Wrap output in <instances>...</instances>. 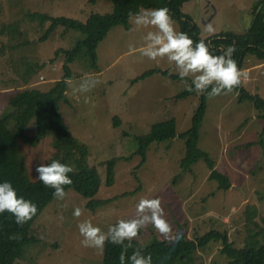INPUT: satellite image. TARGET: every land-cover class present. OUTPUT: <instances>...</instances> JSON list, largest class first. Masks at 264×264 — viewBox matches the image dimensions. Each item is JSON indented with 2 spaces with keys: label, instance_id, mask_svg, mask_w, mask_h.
Returning <instances> with one entry per match:
<instances>
[{
  "label": "rangeland",
  "instance_id": "obj_1",
  "mask_svg": "<svg viewBox=\"0 0 264 264\" xmlns=\"http://www.w3.org/2000/svg\"><path fill=\"white\" fill-rule=\"evenodd\" d=\"M256 5L264 8V0H192L183 11L201 36L209 37L204 31L209 24L215 34H243ZM153 8L159 7L146 9ZM113 10L111 0H0V119L10 117L8 127L17 136V159L26 176L39 179L36 167L52 160L74 171L98 167L103 186L97 199L111 200L92 210L79 193L65 189L63 200L53 198L35 217L28 230L30 242L13 264H105V246L102 251L82 246L77 225L89 219L107 232L119 219L131 218L141 198H161L171 226L166 237L148 224L136 238L143 243L194 239L218 229L226 231L237 247L263 244L264 116L252 103H240L234 91L207 100L198 147L228 177L229 189H220L219 181L210 180L211 170L204 160L182 168L186 150L181 138L152 144L145 161L134 154L139 148L136 137L149 133L155 123L176 119L178 135L187 131L200 104L199 94L177 99L187 90L185 80L191 84V77L181 79L166 57L150 60L141 55L143 37L155 29L137 30L130 20L128 29L114 27L98 44V70L89 69L85 54L70 65L72 84L85 73L100 83L88 93L73 95L67 81L65 91L59 92L63 55L54 57V51L70 48L83 34L58 28L40 41L49 23L40 26L26 14L85 22L91 14ZM257 15L264 20V9ZM174 21L180 31L179 22ZM130 44L134 53L129 52ZM154 68L170 70L176 77L155 72L139 79ZM242 69L249 73L245 91L264 101V61L247 54ZM54 109L65 130L55 126ZM64 151H68L66 157ZM112 159L118 162L115 182L109 187L107 162ZM75 207L83 210L79 218L73 215ZM221 248L219 242L209 241L176 264H227L229 258Z\"/></svg>",
  "mask_w": 264,
  "mask_h": 264
},
{
  "label": "trees",
  "instance_id": "obj_2",
  "mask_svg": "<svg viewBox=\"0 0 264 264\" xmlns=\"http://www.w3.org/2000/svg\"><path fill=\"white\" fill-rule=\"evenodd\" d=\"M114 4V10L109 14H91L85 22L66 17H50L48 14L27 13L26 17L30 21L39 22L40 26L49 23L47 29L40 36V41H45L54 29L62 28L63 30H76L83 34V38L76 41L70 48H57L54 51V57L58 54L63 55L61 81H59V92H64L66 82L72 79L73 71L70 65L85 54L88 61L89 69L98 70L97 68V47L100 41L106 38L108 33L116 26L129 27V12H137L140 9L149 7H167L169 13L174 20L180 24V31L186 32L194 41L204 38L209 43L213 54L219 55L223 49L230 44H235L236 51L233 58L237 62L239 68L242 69L244 58L247 54L254 55L258 60L264 61V20H258L257 15L259 8L257 5L253 8V19L249 28L243 34L234 32H223L209 37L201 36L200 29L194 24L193 19L184 13L183 6L192 0H111ZM1 16V13H0ZM1 18V17H0ZM31 69H29V72ZM159 72L166 76L171 74L170 70H162L160 68L149 69L145 71L139 79ZM76 76V75H75ZM191 85V84H190ZM194 88V86H193ZM61 90V91H60ZM207 91H211L209 88ZM232 91L237 93L240 103L250 102L258 111H262L264 116V101L257 96L250 95L245 91L243 84L234 88ZM195 90H185L177 96L178 100H184L188 97L198 95ZM200 95V104L195 110L190 128L178 135V122L176 119L155 123L149 133L136 137L139 146L134 154L142 156L143 161L149 147L154 143H162L168 140L181 138L185 142V155L182 159V168H191L197 161L204 160L207 162L211 172L210 180L215 179L220 182V189H229L230 182L227 176L221 174L216 169V165L209 159L208 154L200 150L198 147L200 139V130L207 109V100L209 96L207 92ZM34 107V105L32 106ZM33 113V109H32ZM55 126H61L60 118L54 109ZM10 117L0 119V183L4 181L11 182L16 189L17 195L32 201L37 205V213L31 220L18 225L15 216L5 211L0 213V264H13L20 256L23 248L30 242L28 230L31 227L35 217L45 208L48 202L54 197V189L45 186L39 179L30 180L23 170L17 159L16 148L18 146L17 136L9 129ZM58 131V129H57ZM62 132V130H60ZM63 152V157L67 154ZM118 159H112L107 162L108 178L107 185L110 187L115 182V165ZM63 163V162H62ZM72 180L70 185H65L64 189L71 188L79 193L87 200L86 207L92 210L98 209L100 206L109 204L111 200L97 199L103 180L98 167L87 166L86 168L68 173ZM19 235V239H10V236ZM153 239L149 243H143L134 239L131 241L132 247L127 249L125 264H131L128 257L132 252L143 244L144 254L149 253L152 256V264H176L179 258L190 256L196 249L205 248L209 241H216L222 244L221 251L225 253L229 262L227 264H264V243L259 246H243L237 247L229 241L226 231L212 229L205 234L194 239L177 238L176 240ZM127 244L128 241H125ZM174 245V246H173ZM123 250L122 246L114 245L111 242L105 243V264H121L119 256Z\"/></svg>",
  "mask_w": 264,
  "mask_h": 264
},
{
  "label": "clouds",
  "instance_id": "obj_3",
  "mask_svg": "<svg viewBox=\"0 0 264 264\" xmlns=\"http://www.w3.org/2000/svg\"><path fill=\"white\" fill-rule=\"evenodd\" d=\"M129 20L138 30L140 28H151L143 37L144 45L140 48L141 55L150 60L167 58L169 64H174L181 79L191 77V85L185 86L188 91L195 90L199 94L207 92L209 97L228 94L234 88L240 87L249 76V73L238 67L233 58L236 51L235 44H230L223 49L219 55L213 54L209 43L201 38L194 41L186 32L177 31L175 21L167 7L153 9H140L137 12H129ZM209 35H214L216 29L207 25L204 29ZM136 51L133 45H129V52ZM71 86L73 95L88 93L92 91L100 81L91 74L85 73L77 84ZM194 86V88H193ZM211 91H207L208 89ZM88 98L85 97V103ZM35 171L39 180L47 187L53 188V195L63 200L66 196L65 185L72 183L68 173L74 171L70 165L60 160H52L50 163H40ZM8 211L15 216L16 223L22 226L31 220L37 213V205L22 196L17 195L16 189L11 182L0 183V213ZM83 214L81 207H75L73 215L79 218ZM152 224L154 228L168 237L171 226L165 217L162 200L156 198H141L136 205L135 214L131 218H121L114 225L109 226L104 232L99 226L86 219L81 221L77 227L83 237L81 244L103 250L106 242L122 246L119 259L125 264L127 249L132 247L131 241L136 239L142 228ZM10 239H19V235H13ZM42 238V237H41ZM125 241H128L126 244ZM169 242H172L170 239ZM174 246V245H173ZM144 245L136 248L130 257L131 264H152V256L144 254Z\"/></svg>",
  "mask_w": 264,
  "mask_h": 264
}]
</instances>
